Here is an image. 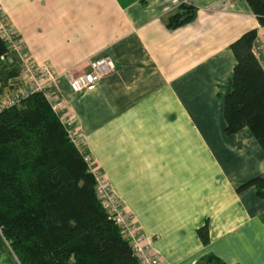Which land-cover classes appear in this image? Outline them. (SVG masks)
Instances as JSON below:
<instances>
[{"label": "crops", "instance_id": "0c3cea01", "mask_svg": "<svg viewBox=\"0 0 264 264\" xmlns=\"http://www.w3.org/2000/svg\"><path fill=\"white\" fill-rule=\"evenodd\" d=\"M182 4L194 18L168 28ZM23 48L0 63V102L23 87L26 56L59 73L62 113L160 264H264V153L247 127L224 132L223 97L235 58L230 43L256 28L264 67V25L245 0H0ZM107 56L114 70L74 93L64 77ZM207 222L209 241L197 228ZM0 264H20L0 231Z\"/></svg>", "mask_w": 264, "mask_h": 264}, {"label": "trees", "instance_id": "16d2710c", "mask_svg": "<svg viewBox=\"0 0 264 264\" xmlns=\"http://www.w3.org/2000/svg\"><path fill=\"white\" fill-rule=\"evenodd\" d=\"M245 1L264 25V0ZM195 13L192 4H182L165 25L178 27ZM256 37L252 28L229 45L235 64L223 97L224 132L249 128L264 153V67L254 51ZM10 53L0 36V57ZM85 155L43 92L0 110V231L20 264H139L97 198ZM250 186L264 197L263 177L254 176L237 190ZM197 234L208 243L206 221ZM195 264L226 263L208 254Z\"/></svg>", "mask_w": 264, "mask_h": 264}, {"label": "built area", "instance_id": "2783aa9c", "mask_svg": "<svg viewBox=\"0 0 264 264\" xmlns=\"http://www.w3.org/2000/svg\"><path fill=\"white\" fill-rule=\"evenodd\" d=\"M0 36L7 42L10 51L21 50L23 43L19 35L12 29L5 16L0 14ZM12 58L1 56L0 62H11ZM114 70L113 61L107 57H99L89 61V68L84 73L73 75L69 71L63 75L68 82L72 92L92 90L100 79ZM59 73L52 64L48 62L37 63L29 56H26L22 63V78L24 87L13 97L0 102V110L17 103L20 98L28 94L41 91L44 93L52 110L60 115L62 122L68 128L69 136L77 145L81 140L77 138L72 120L62 113L64 106L63 98L56 94L55 86ZM89 171L95 179V191L98 200L109 216L116 222L122 235L128 239L132 252L139 264H160L156 254L150 252L142 242V234L138 226L123 210L120 199L109 188L107 181L94 165L89 155L84 156Z\"/></svg>", "mask_w": 264, "mask_h": 264}, {"label": "rangeland", "instance_id": "374dc122", "mask_svg": "<svg viewBox=\"0 0 264 264\" xmlns=\"http://www.w3.org/2000/svg\"><path fill=\"white\" fill-rule=\"evenodd\" d=\"M94 163V162H93Z\"/></svg>", "mask_w": 264, "mask_h": 264}]
</instances>
